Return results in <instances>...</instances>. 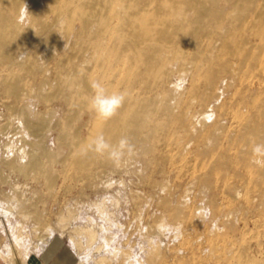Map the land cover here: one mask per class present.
<instances>
[{"label":"rangeland","instance_id":"374dc122","mask_svg":"<svg viewBox=\"0 0 264 264\" xmlns=\"http://www.w3.org/2000/svg\"><path fill=\"white\" fill-rule=\"evenodd\" d=\"M24 43L35 52L37 62L34 72L21 70L24 92L19 97L9 88L11 69L16 72L19 67L7 68L0 61V207L8 203L14 209L9 222L26 243L37 248L46 239L59 238L61 245L55 255L72 254L77 262L73 264H80L81 259L84 264H97L100 255L107 258L106 264H154L152 257L156 264H264V189L257 183L256 173V168L264 169V157L254 155L251 159L259 164L243 167L236 158L239 145L233 144L238 124L252 114V108L242 104L244 92L249 83L263 80L262 74L241 73L215 107L210 122L199 128L205 142L210 139L209 130L217 133L228 160L218 151L213 157L194 149L178 151L169 130L179 125L171 121L167 131L159 130L150 139L157 146L155 152L138 150L140 145L137 151L123 147L114 165L84 170L66 154L67 131L62 128L72 106L65 96L48 98L60 88L66 90L56 74L57 54L46 57L36 47L38 42ZM191 77L192 73L185 77L186 89L181 92L187 104L174 102V106L179 110L190 106L196 112L207 102L190 93ZM230 79V74H222L213 93L225 89L222 84ZM42 80L47 81L45 87ZM173 80L184 85L185 79L178 75ZM22 105L29 113L36 108L35 114H29L31 120L37 122L39 113L46 115L30 135L18 125ZM158 121L161 116L152 125ZM76 128V122L71 124L70 137ZM38 139L44 143L45 153L36 156L45 170L33 171L27 166L22 170L19 149H35ZM221 161L229 163L224 169L216 168L214 164ZM92 172L97 177L92 178ZM176 211L180 215L173 218ZM1 221L11 233L0 216ZM84 231L97 234L95 244L89 245ZM73 241H82V250Z\"/></svg>","mask_w":264,"mask_h":264},{"label":"bare ground","instance_id":"6f19581e","mask_svg":"<svg viewBox=\"0 0 264 264\" xmlns=\"http://www.w3.org/2000/svg\"><path fill=\"white\" fill-rule=\"evenodd\" d=\"M220 1L0 0V61L7 68L20 69H11L9 88L19 97L24 92L21 70H35V52H30L25 40L36 45L38 42L36 47L42 48L46 57L57 54L56 74L66 90L60 88L48 98L65 96L72 106L62 130L67 131L66 154L74 157L80 169L115 164L109 152L102 157L95 150L93 142L97 137L102 135L113 147L123 139L127 142L125 148L137 151L140 145L138 150L155 152L157 146L150 139L159 130L167 131L171 121L179 125L178 129L169 130L178 151L194 149L205 157H213L218 151L228 160L227 149L220 146L216 132L208 131V142L198 132L210 122L215 107L241 73H259L264 77V0H224L222 4ZM190 73L194 75L190 93L207 102L196 112L190 106L177 108L187 104L181 92L186 89L185 77ZM226 73L231 79L223 82L225 89L213 93L220 76ZM177 75L185 79L180 80L183 86L173 80ZM94 82H99L108 94L125 95L122 106L108 120L100 118L90 107L95 95ZM41 83L45 87L47 81ZM244 93L242 104L251 107L252 114L238 124L240 130L233 144L239 145L236 158L242 166L255 168L259 163L251 157H264V79L249 83ZM30 113L35 114L36 108ZM30 113L23 105L18 113V125L27 135L46 120L43 113L38 114L37 122L31 120ZM158 116L162 121L153 126ZM74 122L77 128L70 137L68 129ZM211 142L213 147L209 146ZM44 147L38 139L35 149H19L22 170L26 166L33 171L45 170L36 156L45 153ZM228 163L221 161L214 166L224 169ZM256 173L257 183L264 189V169L256 168ZM53 174H48L50 183ZM90 175L97 177L93 172ZM4 214L13 215L14 209L9 205ZM179 215V211L172 213L173 218ZM85 235L89 245L97 240L94 232L86 231ZM51 242L46 239L43 244ZM83 244L74 243L78 250H82ZM106 260L100 255L97 264H106ZM152 261L156 264L154 257ZM84 262L81 259L80 264Z\"/></svg>","mask_w":264,"mask_h":264},{"label":"crops","instance_id":"0c3cea01","mask_svg":"<svg viewBox=\"0 0 264 264\" xmlns=\"http://www.w3.org/2000/svg\"><path fill=\"white\" fill-rule=\"evenodd\" d=\"M9 206L8 203L1 205L0 216L6 222H8L9 230L12 233L14 242L12 240L11 233H8L3 228L2 221L0 222V264H73L76 262L75 256L69 253H63L61 255H55V251L60 247V239H54L50 245H39L37 248L26 243L24 236H20L13 230V226L9 222V218L12 215H5V210ZM4 222V221H3ZM15 243V244H14ZM44 245V246H43ZM42 255H36V253ZM77 263V262H76ZM75 263V264H76Z\"/></svg>","mask_w":264,"mask_h":264},{"label":"clouds","instance_id":"9594fccd","mask_svg":"<svg viewBox=\"0 0 264 264\" xmlns=\"http://www.w3.org/2000/svg\"><path fill=\"white\" fill-rule=\"evenodd\" d=\"M92 87L95 90V95L91 98L90 107L100 118L104 120L110 119L122 106L125 100V95L118 92L108 94L106 89L99 82H94ZM93 143L95 145V150L98 153H104L107 151L111 157L118 158L121 150L127 142L122 139L117 146L113 147L109 145L101 135L97 137Z\"/></svg>","mask_w":264,"mask_h":264}]
</instances>
